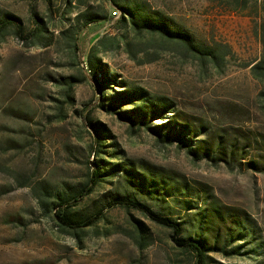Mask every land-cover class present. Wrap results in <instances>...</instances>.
<instances>
[{
  "label": "rangeland",
  "instance_id": "obj_1",
  "mask_svg": "<svg viewBox=\"0 0 264 264\" xmlns=\"http://www.w3.org/2000/svg\"><path fill=\"white\" fill-rule=\"evenodd\" d=\"M134 1L172 19L196 43L225 49L222 69L200 64L183 47L124 27L118 22L121 11L108 0H83L75 8L66 0H0V16L11 14L23 23L20 33L9 27L0 35V264H194L192 254L176 246L170 229L137 209L107 208L77 237L45 212L37 200L43 184L63 189L91 176L90 161L98 155L89 118L110 132V146L102 148L113 155L100 153L111 160L106 165L111 175L80 201V211L95 212L108 197L123 192L125 173L131 169L163 180L167 187H180L167 198L161 190L149 195L148 184L135 191L155 210L184 221L183 236L196 234L199 210L216 208L223 212L212 224L223 243L228 225L238 221L233 214L243 215L241 223L253 229L254 243L242 239L227 245L230 252L247 244L240 254L210 251L209 264H264V172L246 165L263 151L250 150L243 165H228L159 142L146 127L133 126L101 107L97 81L86 62L95 47L109 74L129 87H144L192 122L210 125L214 134L231 138L243 131L262 140L264 86L244 65L263 53L252 20L220 11L213 0ZM89 13H106L108 18L85 25ZM37 17L47 26L48 37L41 41L36 38ZM78 27L76 50L68 37ZM167 120L156 119L152 125ZM119 163L126 169L113 175ZM184 200H193L198 208L185 210ZM135 219L147 228L142 244Z\"/></svg>",
  "mask_w": 264,
  "mask_h": 264
},
{
  "label": "trees",
  "instance_id": "obj_2",
  "mask_svg": "<svg viewBox=\"0 0 264 264\" xmlns=\"http://www.w3.org/2000/svg\"><path fill=\"white\" fill-rule=\"evenodd\" d=\"M44 1L47 4L51 2V0ZM108 1L121 11L118 22L124 27L130 26L138 34L146 32L151 34V36L159 37L162 40L161 43H169L183 47L187 53L199 60L200 64H213L217 70L219 68L222 69L225 49L220 47L219 49L215 47L211 48L196 43L194 37L187 30L175 28L172 19L164 16L160 12L151 13L152 11L137 1ZM213 1L220 11L245 15L251 18L253 31L263 45V53L255 61L244 65L245 67H250L253 77L264 86V0ZM82 3L83 0H66V4H69L72 8ZM87 17L84 22L85 25L108 18L106 13H89ZM37 23L38 33L36 38L38 41H41L48 37L44 34L47 31V26L43 23L42 18L37 17ZM9 27H13L16 29V33H20L23 23L19 17L11 14L0 16V35H3L2 31ZM79 31V27L75 30L73 29L70 31L68 37L69 43L74 45L76 50H78ZM126 35L123 33L122 39L128 42ZM112 45L114 46V44ZM74 53H77V51H74ZM86 62L87 67L97 81L101 94L100 105L107 111H112L122 119L129 120L133 126L138 123L140 127H146L156 135L159 142L165 145L176 144L180 148H186L188 153L193 154L195 157L206 158L217 164L224 162L232 165L233 162H238L240 165H243L242 158H246L250 150L263 151L257 158L248 161L246 165L255 171L264 172V137L261 140L257 135L252 136L248 132L243 131L237 134H230L231 138L227 137L224 133H212L210 125H205L203 121L195 122L197 121L196 119H192L194 121L192 122L189 116L172 108L169 101L160 97L150 96L142 86L129 87L126 82L119 81L116 75H110L106 68L107 65L103 61V57L99 55L95 47L89 51ZM110 90L113 92L109 93ZM262 95H264V91ZM124 106H132V108L122 110ZM156 119L161 121L168 120L160 124L152 125ZM88 123L95 136L94 151L98 155L95 160L90 161V178L75 186L65 184V188L63 189L53 186L49 187L43 184L37 194V200L45 212L64 231L77 237L85 228L93 226L100 220L105 215L107 208L120 206L126 209H137L151 220L170 229L172 231V240L176 246L184 251L190 252L193 256L194 264H209V252L215 251V249L229 254L231 252L242 253L240 249L246 247L247 244L240 243L235 245L230 252L227 251V245L233 244L235 240L250 239L249 243H254L256 238L255 233L251 227L241 223L243 215L240 212L233 214V217H237L238 221L234 225H228L227 236L224 237V242L222 243L221 232L215 228L214 224L218 221L216 218L220 219V214L223 211L216 208L212 209L209 213L206 212V208L202 211L199 210L196 215L200 216L201 220L198 222L196 234L183 236L184 221H179L172 216L164 215V213L155 210L152 204L142 201L137 195L139 192L135 191L136 188L141 190L138 187H141L142 184H148V187L151 189L149 193H152L149 195H153L161 190L167 198L174 195L175 191H179L180 187L177 185L167 187V184L163 180L148 178L146 174H141L131 169H128L125 173L124 177L128 183L126 185L127 188L124 186L123 192H116L108 197L106 203L94 210L95 212L87 213L80 211V201L93 193L105 175H111V172H108L106 169V165L111 163V160H105L106 158L99 157L100 153L113 155L109 150L102 148L106 147V145L110 146L107 142L110 132L104 126L100 125L99 122L91 118L88 119ZM115 166L118 170H113V175L118 174L117 171H120V169H126L121 163L115 164ZM151 197L154 198L153 196ZM185 200L183 202L185 203V210L190 211L198 208L196 204H191L193 200ZM135 222L141 235L140 243L142 244L143 239L145 240L147 228L141 220L135 219ZM200 230L209 231V233L203 234ZM208 235H211V237ZM212 235L215 240L212 239ZM233 237L235 238L232 239ZM251 250L255 251V248Z\"/></svg>",
  "mask_w": 264,
  "mask_h": 264
}]
</instances>
